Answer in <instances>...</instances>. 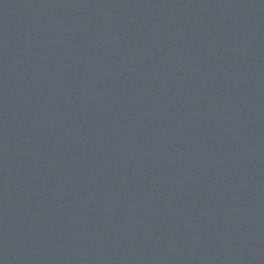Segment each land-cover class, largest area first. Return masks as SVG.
Here are the masks:
<instances>
[{
  "label": "water",
  "instance_id": "obj_1",
  "mask_svg": "<svg viewBox=\"0 0 264 264\" xmlns=\"http://www.w3.org/2000/svg\"><path fill=\"white\" fill-rule=\"evenodd\" d=\"M0 264H264V0H0Z\"/></svg>",
  "mask_w": 264,
  "mask_h": 264
}]
</instances>
